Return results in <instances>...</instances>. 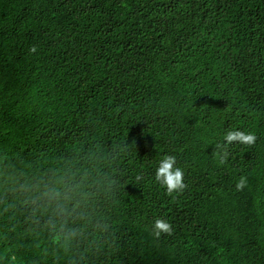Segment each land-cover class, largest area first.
I'll list each match as a JSON object with an SVG mask.
<instances>
[{
  "label": "trees",
  "instance_id": "trees-1",
  "mask_svg": "<svg viewBox=\"0 0 264 264\" xmlns=\"http://www.w3.org/2000/svg\"><path fill=\"white\" fill-rule=\"evenodd\" d=\"M0 264H264V0H0Z\"/></svg>",
  "mask_w": 264,
  "mask_h": 264
},
{
  "label": "clouds",
  "instance_id": "clouds-1",
  "mask_svg": "<svg viewBox=\"0 0 264 264\" xmlns=\"http://www.w3.org/2000/svg\"><path fill=\"white\" fill-rule=\"evenodd\" d=\"M35 53L36 48L33 46L30 49ZM257 137L254 133H245L243 131L235 130L228 131L224 135L226 143H217L215 145L214 155L221 165L225 164L228 159L227 144L239 142L245 145H253ZM155 181L166 189L167 194L172 195L174 192H183L187 185L184 183V171L182 168L176 166V157L174 155H164L159 162V166L155 171ZM247 185V177L241 176L236 183L237 190H242ZM153 231L155 235L159 236L162 233L172 235V225L161 218L154 220Z\"/></svg>",
  "mask_w": 264,
  "mask_h": 264
}]
</instances>
